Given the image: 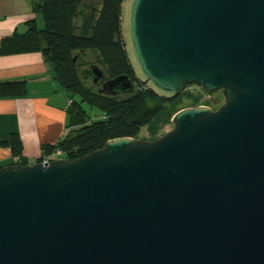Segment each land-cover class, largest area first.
<instances>
[{
    "label": "water",
    "instance_id": "1",
    "mask_svg": "<svg viewBox=\"0 0 264 264\" xmlns=\"http://www.w3.org/2000/svg\"><path fill=\"white\" fill-rule=\"evenodd\" d=\"M134 78L182 108L155 140L0 167V264H264V0H121ZM98 93L125 73L89 65Z\"/></svg>",
    "mask_w": 264,
    "mask_h": 264
},
{
    "label": "trees",
    "instance_id": "2",
    "mask_svg": "<svg viewBox=\"0 0 264 264\" xmlns=\"http://www.w3.org/2000/svg\"><path fill=\"white\" fill-rule=\"evenodd\" d=\"M120 5L121 0H40L34 9L41 14L43 27L31 25L26 33L0 41V54L39 52L50 65L54 80L71 99L67 106V131L54 144L43 145V154L36 161L72 160L101 148L108 139L135 138L138 130L160 113L166 111L172 117L184 107L182 93L165 99L134 78L120 40ZM85 52L95 56L93 64L101 68L106 78L125 73L134 82L135 91L119 98L98 93L97 88L95 92L85 88L81 83L83 63H78ZM25 93L23 80L0 81V98ZM88 109L95 110V114H89ZM0 146L9 147L18 156L12 164H27L16 133L1 140ZM55 150L60 151L58 156L54 155Z\"/></svg>",
    "mask_w": 264,
    "mask_h": 264
},
{
    "label": "crops",
    "instance_id": "3",
    "mask_svg": "<svg viewBox=\"0 0 264 264\" xmlns=\"http://www.w3.org/2000/svg\"><path fill=\"white\" fill-rule=\"evenodd\" d=\"M38 1L0 0V41L26 33L31 25L43 27L41 14L34 9ZM16 80L25 82L26 93L0 98V141L16 133L21 155L36 159L43 154V145L54 144L67 131L68 95L39 52L0 54V81ZM12 156L9 147L0 146V167L12 164Z\"/></svg>",
    "mask_w": 264,
    "mask_h": 264
},
{
    "label": "rangeland",
    "instance_id": "4",
    "mask_svg": "<svg viewBox=\"0 0 264 264\" xmlns=\"http://www.w3.org/2000/svg\"><path fill=\"white\" fill-rule=\"evenodd\" d=\"M78 63L81 64V83L82 85L90 89L91 91H96V86L91 83V74L89 65L96 62L95 56L90 52H85L81 54L78 58ZM201 89V88H200ZM184 101V107H195V106H207L212 110L217 109L224 101L221 91L214 92L212 94H207L203 90L194 89L189 93L181 92ZM119 98L126 97V94H120ZM95 110L88 109V113L94 115ZM172 128L171 117H169L166 111L160 113L157 117H155L150 123L142 126L137 134L135 135L136 139L152 141L160 137L165 132L169 131ZM154 131V132H153Z\"/></svg>",
    "mask_w": 264,
    "mask_h": 264
},
{
    "label": "built area",
    "instance_id": "5",
    "mask_svg": "<svg viewBox=\"0 0 264 264\" xmlns=\"http://www.w3.org/2000/svg\"><path fill=\"white\" fill-rule=\"evenodd\" d=\"M194 89H198V90L201 91V89H200L199 87H197V86H195V85H193V84L185 85L183 91L191 92V91H193ZM70 103H71V99H67V105H69ZM59 154H60V151H59V150H55V151H54V155H57V156H58ZM18 159H19V158H18L17 155H13V156H12V161H13V162H17ZM49 160H50L49 158H44V159H42V160H40V161H36L35 158H34V159H33V158H30V159H27V164H32V163H35V162L43 163V162H45V161H49ZM15 164H16V163H15Z\"/></svg>",
    "mask_w": 264,
    "mask_h": 264
}]
</instances>
